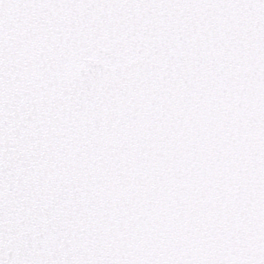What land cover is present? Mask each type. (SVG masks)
<instances>
[{"label":"snow or ice","instance_id":"1","mask_svg":"<svg viewBox=\"0 0 264 264\" xmlns=\"http://www.w3.org/2000/svg\"><path fill=\"white\" fill-rule=\"evenodd\" d=\"M0 264H264V0H0Z\"/></svg>","mask_w":264,"mask_h":264}]
</instances>
